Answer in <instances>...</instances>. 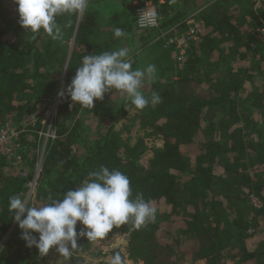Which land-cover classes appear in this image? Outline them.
<instances>
[{"label": "trees", "instance_id": "obj_1", "mask_svg": "<svg viewBox=\"0 0 264 264\" xmlns=\"http://www.w3.org/2000/svg\"><path fill=\"white\" fill-rule=\"evenodd\" d=\"M147 1L155 27L132 34L135 10L119 0L113 24L103 28L100 0H89L82 15L57 17L62 38L53 40L42 30L33 39L18 23V5L0 0V123L21 128L33 116L39 130L45 116L41 105L67 88L83 56L117 50L116 27L132 45L137 39L146 47L143 59L157 68L146 97L153 91L162 97L132 118L162 140L148 168L140 157L121 154L124 144L115 128L127 110L125 103L117 105L119 92L105 93L92 109L59 97L56 139L44 149L38 201L28 205L43 204L49 195L62 198L101 166L117 169L128 176L132 199L142 193L157 208L154 223L136 230L129 222L107 234L128 237L131 264H264V48L255 33L264 28V10L254 7L257 0H209L196 11L200 0ZM189 19L195 38L182 42L185 54L177 60L165 33L187 28ZM175 37L180 40L181 34ZM130 54L135 69L137 57ZM244 57L254 59L250 66ZM83 112L102 121L106 131L80 144L77 117ZM26 138L18 151L28 159L26 178L0 154V264H29L39 255L34 246H25L8 209L10 197L24 198L37 162L24 151ZM75 146L81 147L80 156L72 154ZM81 228L78 221L77 231ZM190 239L193 245L182 247ZM92 243L80 237L83 250L74 249L63 264H79L78 254Z\"/></svg>", "mask_w": 264, "mask_h": 264}, {"label": "clouds", "instance_id": "obj_2", "mask_svg": "<svg viewBox=\"0 0 264 264\" xmlns=\"http://www.w3.org/2000/svg\"><path fill=\"white\" fill-rule=\"evenodd\" d=\"M13 3L18 5V23L33 39L42 30L51 39L58 40L62 38V31L57 17L82 15L89 0H13ZM113 33L117 38L125 36L120 27L114 28ZM130 53V49L121 47L83 56L71 83L58 92V97L67 95L80 108L92 109L94 100H102L105 93L115 90L136 110L158 105L162 102L158 92L153 91L146 97L141 91L146 82L156 78V66L149 64L143 69H133ZM131 197L128 176L120 170L101 166L89 172L76 190H68L62 198L49 195L43 204L29 206L25 198L12 196L8 209L22 230L21 239L26 247L34 246L40 256H46L55 247L60 256L68 259L78 247L80 237L101 241L114 227L131 222L139 230L154 223L157 208L152 201H146L142 193H137L134 199ZM78 221L82 225L80 231H77ZM110 264H124L119 252L113 253Z\"/></svg>", "mask_w": 264, "mask_h": 264}, {"label": "rangeland", "instance_id": "obj_3", "mask_svg": "<svg viewBox=\"0 0 264 264\" xmlns=\"http://www.w3.org/2000/svg\"><path fill=\"white\" fill-rule=\"evenodd\" d=\"M209 2V0H200L197 1L196 3V7L193 11H196L200 8H203L207 3ZM119 0H100V2H98V7L100 9V22H108V25H112L113 21L110 19V17L113 14V11H118L119 10ZM256 5H254L255 8H260L264 10V4L262 6H260V2L259 0L256 1L255 3ZM179 2L176 1L174 3V8L178 9L179 8ZM133 14V15H132ZM132 16L135 17L136 12L132 11ZM259 19H262V17L260 16ZM134 20V18H133ZM264 21V20H261ZM187 24V28H180L178 30L177 29H172L169 30L165 33V37L167 38L165 43L167 46L169 45H175L174 49L175 52H178V57L176 58L177 60L182 59L183 55L185 54L184 49L182 48L181 44L184 41H188V40H194L195 38V32L192 29V24H193V20L189 19L186 22ZM102 25V24H101ZM264 25V22H263ZM103 28H105V25L103 23ZM136 24H135V20H134V27L132 28V34H138L139 29L135 28ZM261 33L256 34V37L259 41H261L263 43V48H264V28L260 29ZM258 32V29H255V33ZM181 34V38L180 40L177 39L175 36L176 34ZM161 37V36H160ZM115 39V38H114ZM116 40H119L120 43L117 47V50L120 49L121 47H126L128 49L131 50L132 55L134 54L137 59H136V68H146L147 65H149V63L147 61H145L143 58H147L145 57L146 54H144L143 52H145V46L142 47L141 46V42H138V40L133 42L132 45V40L130 41L129 38H127L126 36H123L122 38H116ZM163 41V40H162ZM148 43V40H147ZM166 46V47H167ZM250 52L253 53V45H250ZM170 55V54H169ZM253 55V54H252ZM131 56V54H130ZM167 58H170V56H168ZM245 59H247L246 57H244ZM129 59L132 61L131 57H129ZM254 59H247V61L249 63V66L251 65V63L253 62ZM238 62H244L243 61H238ZM237 62V63H238ZM242 64V63H241ZM157 73V72H156ZM151 82H146L144 84V86L142 87V92L145 96L147 91L149 90L148 85ZM62 86V85H61ZM62 88V87H61ZM117 101V105L125 103L126 106V110H127V116L125 118H122L120 120V122L116 125L115 130L117 132H119L122 142H123V151L121 152V154L124 157H128L129 155L132 156H136V157H140L142 163L144 164L145 167H149L151 166V162L153 161L154 157H155V152L158 148H161L162 146V140L161 137H159L158 135H156L154 133L153 129H141L140 126L138 125V121L134 122L132 120V118L138 114L139 110H136L134 108V106L130 103V101H126L121 95L116 99ZM51 103H44L43 105H41L42 109H44V115L47 113V111L49 110V107L51 106ZM46 117V115H45ZM78 123L80 124V144L86 143L89 141V139L91 140L92 137H94L96 135V133H98L97 131H99L100 133H104V131H106V126L105 124H102L99 120H97L96 118H94L92 115L88 114V113H81L78 117H77ZM5 122V121H4ZM39 122V120L37 121ZM44 122H46V120H42L40 123V128L39 130H42L44 128ZM104 122V121H103ZM1 124V123H0ZM4 124H9V122H5ZM10 125H16V123H12ZM34 126V125H33ZM33 126H31V129L29 130V132L26 135V139H28L24 151L28 152V157L30 156V158H37V161L39 159V156H41V152L44 148L43 146V142L41 140H38L37 137L35 136V132L39 131L33 128ZM26 141V140H25ZM75 146L72 148V154L74 156H80V152H79V147ZM44 153V151H43ZM44 156V155H43ZM25 163L27 164L28 167V159H24ZM35 160V159H34ZM43 162V161H42ZM26 174H27V170L25 169ZM33 177V176H32ZM40 182V180H39ZM40 183H38L37 185V196L35 199L34 203H37L38 201V191L40 189ZM253 203L255 205H259L258 202L256 200H252ZM28 204V203H27ZM187 244H182V247L186 248V247H191L193 245V241L190 239L188 241H186ZM78 250H83V246L82 245H78ZM115 252H119L120 255L123 258L124 264H131L130 258L128 257V237L124 234H119V233H112L109 236H106L103 240L101 241H93L90 249H88L87 251H82L78 254V256L80 257L79 260V264H98L99 262H107L110 264V260L112 258L113 253ZM66 261V259L55 250V247L51 248L48 252V254L46 256H40L37 255L34 260L31 262H29V264H63ZM185 264H190L189 261H186ZM224 264H229V262H225Z\"/></svg>", "mask_w": 264, "mask_h": 264}, {"label": "built area", "instance_id": "obj_4", "mask_svg": "<svg viewBox=\"0 0 264 264\" xmlns=\"http://www.w3.org/2000/svg\"><path fill=\"white\" fill-rule=\"evenodd\" d=\"M264 2V0H262ZM126 2L133 7L135 10V28L140 30H144L146 28H151L157 26V20L154 13H151V3L147 0H126ZM261 30H258L256 34L261 33ZM59 97L55 98V101L52 102L49 110L45 114L43 120L44 128L42 130L36 131L35 136L38 140L43 142V150L41 152V156H39L38 161L36 162L35 168L33 170V177L28 181L26 185V192L24 194V198L27 203L35 202L37 196V185L39 183L40 174L42 172V160H43V151L45 149L46 143L49 140L56 139V133L54 129L55 117H56V109ZM36 118L30 116L27 118L23 127L18 128L17 125L10 124H0V154L7 158L8 164L12 167L19 170V174L21 178H26V171L24 169L25 160L18 154V151H22V137L23 135H27L29 132L27 128L35 125Z\"/></svg>", "mask_w": 264, "mask_h": 264}, {"label": "crops", "instance_id": "obj_5", "mask_svg": "<svg viewBox=\"0 0 264 264\" xmlns=\"http://www.w3.org/2000/svg\"><path fill=\"white\" fill-rule=\"evenodd\" d=\"M133 18H134V17H132V20H133ZM133 21H134V20H133ZM103 23H104L105 26H110V25H108V22H103ZM103 23H101V24H103Z\"/></svg>", "mask_w": 264, "mask_h": 264}]
</instances>
